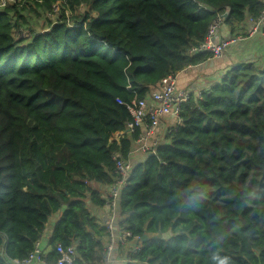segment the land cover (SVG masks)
Masks as SVG:
<instances>
[{
	"label": "trees",
	"instance_id": "16d2710c",
	"mask_svg": "<svg viewBox=\"0 0 264 264\" xmlns=\"http://www.w3.org/2000/svg\"><path fill=\"white\" fill-rule=\"evenodd\" d=\"M262 7L0 3V264L26 258L41 240L52 248L49 262L62 245L75 248L74 264H104L107 231L89 204L105 206L99 187L114 182L112 157L128 158L137 138L118 100L147 98L168 76L209 62L211 54L192 51L210 24L224 16L232 30L251 26ZM164 124L172 132L135 160L121 198L122 225L141 238L137 250L118 248L123 264H264V65L232 66Z\"/></svg>",
	"mask_w": 264,
	"mask_h": 264
},
{
	"label": "built area",
	"instance_id": "2783aa9c",
	"mask_svg": "<svg viewBox=\"0 0 264 264\" xmlns=\"http://www.w3.org/2000/svg\"><path fill=\"white\" fill-rule=\"evenodd\" d=\"M14 1V0H13ZM12 1V2H13ZM263 7L256 19H248L252 26L251 34H261L264 36V0ZM58 10V6L55 11ZM224 24V16H218L208 27L206 39L199 48L194 49L192 53H209L210 60L217 59L234 44L244 41L245 38L236 37L231 39H222L220 30ZM26 37V36H23ZM193 67H187L181 72L168 76L158 86L151 90L147 98L134 99L130 103H124L118 100V103L126 106L132 121L128 124L127 133L137 134L135 147L132 149L128 158H123L119 154L113 155L112 159L115 163L114 182L110 187L106 197L105 207L108 214L102 222V226L106 229L107 235L105 239L104 251L106 258L104 264H112L115 260L118 248L139 249L137 245L141 238L133 235L122 225L123 219L120 215L121 198L125 190L128 189L129 180L134 170V162L136 154L142 155L155 151L159 140V132L161 128H167L166 133H171V129L165 126L164 121L167 117L171 119H179L181 105L191 99H199L202 91H190L188 89H179L177 85L178 75L188 73ZM124 133L116 134L115 140H118ZM141 157V158H142ZM140 158H137L139 160ZM42 240L35 244L34 250L24 259L15 260L14 264H74L76 260V250L74 247H63L58 245L56 251L59 258L56 262H49L45 259Z\"/></svg>",
	"mask_w": 264,
	"mask_h": 264
},
{
	"label": "crops",
	"instance_id": "0c3cea01",
	"mask_svg": "<svg viewBox=\"0 0 264 264\" xmlns=\"http://www.w3.org/2000/svg\"><path fill=\"white\" fill-rule=\"evenodd\" d=\"M251 26L247 25H237L232 30L227 25H224L220 30V37L222 39H231L236 37L245 38L237 44L232 45L228 48L221 57L210 60L207 63L193 67L188 73H181L178 75L177 85L179 89H188L190 91H204L208 87L219 82L220 77L229 68L234 65H238L243 62L256 61L259 65H264V36L261 34H251ZM157 86L156 88H158ZM153 88V89H156ZM152 89V90H153ZM166 126V124H165ZM164 128H161V133L163 134ZM161 139V138H160ZM137 158L142 157V155L136 154ZM99 190L103 193L106 199L110 187H99ZM90 211L92 215L98 220L99 224H102L103 220L106 218L108 211L104 207H94L89 204ZM55 217L52 218V221ZM51 228V224L49 226ZM50 229L46 231V235L50 234ZM42 245L44 249V256L46 257L52 251L49 245L42 240ZM125 253L121 250L117 251L115 260L112 264H123L125 262Z\"/></svg>",
	"mask_w": 264,
	"mask_h": 264
},
{
	"label": "rangeland",
	"instance_id": "374dc122",
	"mask_svg": "<svg viewBox=\"0 0 264 264\" xmlns=\"http://www.w3.org/2000/svg\"><path fill=\"white\" fill-rule=\"evenodd\" d=\"M12 1H13V0H0V3L5 4V3H8V2H12ZM66 13H67V16H68V17H71V16H72L71 12H66ZM77 14H83V11H80V12H78ZM48 18H49V16H48ZM57 18H58V16H54V17H52V21L56 22ZM45 27H46V25H45V23L42 21V22H39V23H38V25H37V27L35 28V30H36L37 33H41V32L44 31ZM17 35H18V38H20V37H23V36H28V35H29V32L25 31L23 34H17ZM163 128H164V131L167 129V128H165V127H163ZM164 131H163V132H164ZM159 133H160V132H159ZM164 134H165V132H164L163 134L161 133V135L159 134V137H161V139L159 140V142L162 141V139L164 138ZM115 138H116V136H113V139H115ZM160 143H161V142H160ZM158 144H159V143H158Z\"/></svg>",
	"mask_w": 264,
	"mask_h": 264
},
{
	"label": "water",
	"instance_id": "95a60500",
	"mask_svg": "<svg viewBox=\"0 0 264 264\" xmlns=\"http://www.w3.org/2000/svg\"><path fill=\"white\" fill-rule=\"evenodd\" d=\"M149 236H148V234H144V236L142 237V242L143 243H146V242H148L149 241Z\"/></svg>",
	"mask_w": 264,
	"mask_h": 264
},
{
	"label": "clouds",
	"instance_id": "9594fccd",
	"mask_svg": "<svg viewBox=\"0 0 264 264\" xmlns=\"http://www.w3.org/2000/svg\"><path fill=\"white\" fill-rule=\"evenodd\" d=\"M220 264H226V260L220 261Z\"/></svg>",
	"mask_w": 264,
	"mask_h": 264
}]
</instances>
